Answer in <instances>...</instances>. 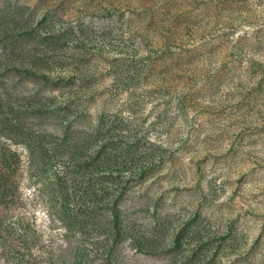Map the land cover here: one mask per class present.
Instances as JSON below:
<instances>
[{
	"label": "rangeland",
	"instance_id": "rangeland-1",
	"mask_svg": "<svg viewBox=\"0 0 264 264\" xmlns=\"http://www.w3.org/2000/svg\"><path fill=\"white\" fill-rule=\"evenodd\" d=\"M0 264H264V0H0Z\"/></svg>",
	"mask_w": 264,
	"mask_h": 264
}]
</instances>
